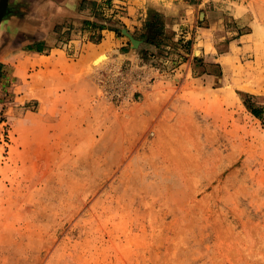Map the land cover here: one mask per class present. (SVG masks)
Returning <instances> with one entry per match:
<instances>
[{"label":"rangeland","instance_id":"374dc122","mask_svg":"<svg viewBox=\"0 0 264 264\" xmlns=\"http://www.w3.org/2000/svg\"><path fill=\"white\" fill-rule=\"evenodd\" d=\"M128 1H7L0 264H264V0Z\"/></svg>","mask_w":264,"mask_h":264},{"label":"trees","instance_id":"16d2710c","mask_svg":"<svg viewBox=\"0 0 264 264\" xmlns=\"http://www.w3.org/2000/svg\"><path fill=\"white\" fill-rule=\"evenodd\" d=\"M144 28L146 32L141 35L142 42L137 51L142 56L147 54H155L153 51L160 49V46L165 44L170 38L172 32L166 28L165 16L160 12H153L145 21ZM29 49L40 51L38 46H29ZM252 95L245 94L243 104L247 110L256 118L263 120L262 106L255 104Z\"/></svg>","mask_w":264,"mask_h":264},{"label":"crops","instance_id":"0c3cea01","mask_svg":"<svg viewBox=\"0 0 264 264\" xmlns=\"http://www.w3.org/2000/svg\"><path fill=\"white\" fill-rule=\"evenodd\" d=\"M144 0H138L137 3H135L133 0H129L128 1V4L126 6V14H127V17L123 18V20H129V17L128 16H135V14H138L140 12V15L142 14L143 15V6H144ZM61 1H55L54 3L59 5L60 7H58V9L56 10V14H58L57 16H55L56 18L54 19V21H59L60 19V16L63 18H66L68 17L69 15H71L72 12H69L67 6L65 7L64 5L62 6V4L60 3ZM167 4V3H166ZM142 12V13H141ZM64 13V14H62ZM135 13V14H134ZM63 20V19H62ZM41 30H38L37 32H40ZM112 36L111 32H107L106 33V37L110 38ZM125 54V53H124ZM122 57H125L124 55H122ZM52 84H58L56 80H52ZM166 96L164 94H157V93H150V92H147V93H143L140 97L139 100H134L133 103H128L129 105L125 106L126 108H130L128 111L129 113L134 111V110H141L143 114H150L151 111L153 110V108L157 107V106H160L162 104L163 101H165V98ZM101 100H99L100 102ZM98 102V103H99ZM101 106V104H100ZM132 106V107H131ZM94 112H95V115L97 114V109H94ZM100 112V110H99ZM125 114V118H123V122L122 124H128V116L131 114ZM141 114V115H143ZM131 116V115H130ZM132 125H138L141 123L140 120L137 119V117H134L133 118V121L131 122ZM111 126L109 125V128Z\"/></svg>","mask_w":264,"mask_h":264},{"label":"water","instance_id":"95a60500","mask_svg":"<svg viewBox=\"0 0 264 264\" xmlns=\"http://www.w3.org/2000/svg\"><path fill=\"white\" fill-rule=\"evenodd\" d=\"M7 1L8 0H0V19L4 15L6 5H7ZM123 32L126 33L125 31H123ZM131 42H132L133 46H137V44H138V41L133 39V38H131Z\"/></svg>","mask_w":264,"mask_h":264},{"label":"bare ground","instance_id":"6f19581e","mask_svg":"<svg viewBox=\"0 0 264 264\" xmlns=\"http://www.w3.org/2000/svg\"><path fill=\"white\" fill-rule=\"evenodd\" d=\"M104 58H105L104 55H100V56H98V57L93 61V65L98 64V63L101 62Z\"/></svg>","mask_w":264,"mask_h":264}]
</instances>
